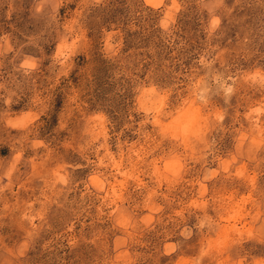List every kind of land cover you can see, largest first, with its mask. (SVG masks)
<instances>
[{"label": "rangeland", "instance_id": "1", "mask_svg": "<svg viewBox=\"0 0 264 264\" xmlns=\"http://www.w3.org/2000/svg\"><path fill=\"white\" fill-rule=\"evenodd\" d=\"M0 264H264V0H0Z\"/></svg>", "mask_w": 264, "mask_h": 264}]
</instances>
